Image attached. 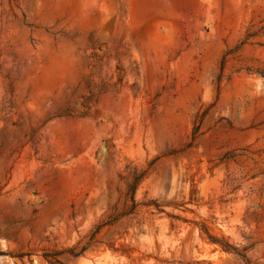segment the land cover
<instances>
[{"label": "rangeland", "instance_id": "1", "mask_svg": "<svg viewBox=\"0 0 264 264\" xmlns=\"http://www.w3.org/2000/svg\"><path fill=\"white\" fill-rule=\"evenodd\" d=\"M0 264H264V0H0Z\"/></svg>", "mask_w": 264, "mask_h": 264}]
</instances>
